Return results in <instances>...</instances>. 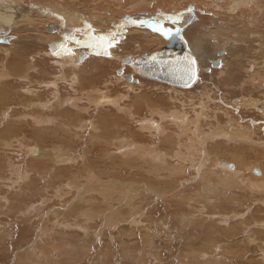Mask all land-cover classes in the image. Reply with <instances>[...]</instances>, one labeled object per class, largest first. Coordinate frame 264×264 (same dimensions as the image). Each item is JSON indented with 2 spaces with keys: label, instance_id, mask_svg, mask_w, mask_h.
I'll return each instance as SVG.
<instances>
[{
  "label": "bare ground",
  "instance_id": "1",
  "mask_svg": "<svg viewBox=\"0 0 264 264\" xmlns=\"http://www.w3.org/2000/svg\"><path fill=\"white\" fill-rule=\"evenodd\" d=\"M67 1L48 0L42 3L38 0H0V36L7 33L11 37L9 43L0 46V52L4 53V60L1 59L0 64V156L5 158L0 159V189L4 187L7 190L10 187L9 190L12 191H6L12 193L10 198L7 196L9 199L1 200L5 197L0 194V206L5 207L8 204L11 209L15 206V211L18 206L25 220L31 216L30 210L35 206L34 203L45 205L54 198L59 200V204L55 201L56 210L48 207L46 211L53 216L52 221L62 219L59 225H63V230L71 231L73 227H78L85 233L88 230L86 223H90L92 218L90 215L100 213L105 206L104 202L109 201L112 194L117 196L119 203L150 205L160 196L167 198V195L169 197L179 193L181 181L176 184L177 187H174V182L184 177L182 183L186 186L196 183L195 187L188 189L194 191V194L186 196L199 200L209 197L211 202L208 203H213L211 210L218 213L220 222H231V218L239 213L237 209L240 207V211L243 210L244 205L264 207V33L258 29L261 25L264 26V0H203L210 8L207 12H171L170 16L172 14V17H181L177 24L166 19L167 16H164L163 12L168 9L163 7L162 3L155 2L156 0H73L76 5L73 8H65ZM77 2H80L79 5ZM111 4H114L117 12L111 8ZM31 9L36 11L32 12ZM137 13L145 14L137 17ZM185 13L190 16V24L196 21V13L209 17L200 18L194 25L197 27L193 28L190 24H181ZM226 15H229L227 21ZM150 17L153 19L151 22L158 21L165 29H171L174 35L165 38L151 27L150 30L146 29L145 24L130 23L131 20L148 21ZM230 19L238 21L239 26L247 25L251 31L245 32L240 27L234 30L227 27ZM34 22H41V25L44 22H54L50 28L53 29L52 33L55 31V35L51 34L53 38L49 35L43 39L50 54L46 47L44 51H35L28 55L27 59L22 58L17 62L20 55L10 53L11 47L18 40L16 30L22 29L23 24L29 28L31 26L28 25ZM87 24L91 25V29L83 27ZM176 29H180L179 35H175ZM90 32L92 35L116 34L119 42L108 49L110 56L104 55L99 48L87 46L90 42ZM126 37L127 40H124ZM39 38L34 40L40 41ZM61 42L71 49V54L59 49ZM50 43L57 45L56 54L49 51ZM154 47H158V50L155 48L153 50L156 51L152 53L131 55L134 51L142 52ZM208 47H211L217 56L220 52H233L235 49L234 58L232 57L235 60L234 65L239 71L244 70L243 73L247 76L245 80L240 79V86L246 85V94L236 98L237 103L232 104V100L228 101L222 97L219 104L215 98L209 97L211 93L208 95V91L204 90L202 93L198 90L196 96L188 91V95L184 94L187 97L184 96L183 99L182 95L181 99L171 93L169 87L174 86L169 85L165 86L166 91H170V94L167 93V101L155 99L152 92H146L150 88L144 93L140 92L139 80H133L132 83H129V80V84L121 83L122 85L116 88L111 83L112 87H107L106 82L112 80L110 77H102V74L100 81H90L95 73L98 74L97 70L102 69L100 65L116 66L119 60L122 66H130L138 75L145 77L137 72L136 62L155 53H164L168 57L172 55L178 60L185 57L195 58L198 71L204 65L203 62L211 64L216 60H212V56L209 57ZM126 48L133 49L131 53L123 54ZM248 53H254V57L249 59L244 69L239 60ZM81 54L87 58L84 66L83 62L76 59ZM50 55H55V60L50 58ZM237 55L239 60L235 57ZM124 59L127 61L125 64ZM89 61L98 65L93 66L94 71L88 69ZM222 64L228 69L226 71L223 68L221 74L232 76V62L225 64L221 61V66ZM46 65L52 67L53 73L45 68ZM20 71L39 77L40 89H36L37 85L32 86L33 79L27 75H23L22 80ZM48 74L49 79L46 76ZM19 81H23L25 86L20 89L25 93L19 100L14 101L15 95L11 96L9 87ZM113 83L120 84V80L115 79ZM254 90L259 91L262 97L254 98ZM45 92L49 93L48 98L40 100V96ZM179 93L182 94L181 91ZM245 110L254 112V121L245 122L236 117L237 111ZM259 118L263 119V122L258 120ZM24 136L33 138L30 145L23 146L20 143L19 139ZM76 140L82 141L79 148H71L72 143L73 146L77 143ZM46 142H54L55 145H47ZM13 144L18 152L10 151L14 147ZM96 145H101L102 148H94ZM8 152L14 153L17 158H8ZM94 152L97 159L102 158L101 162L92 159ZM23 157L27 160H23ZM108 159L109 162L106 161ZM31 163L41 164L36 172H32ZM100 166L102 169H99ZM114 170L125 171L129 175L126 178L132 179L122 181L118 173L115 177L110 176ZM64 172L66 174H61ZM164 178L170 179V190L169 185L166 186L167 189L159 187V182ZM63 179L65 182H58ZM15 190L17 191L13 193ZM25 197L29 200L31 197L38 199L28 203L23 201ZM63 199H66L65 203L61 202ZM108 204L106 206H109ZM117 206V209L112 207L106 213L111 211V216L120 215V209L124 207ZM258 208L248 219V225H242L243 222L239 225L246 228L257 223L263 227L264 218L258 215ZM36 209L38 211L33 212L39 213L42 210L39 207ZM140 209L143 211L144 207ZM146 210L148 212L147 208ZM100 214L104 215V211ZM262 215L264 216V213ZM63 216L70 218L66 220ZM76 221L81 224L84 222L86 227L78 224L72 227L71 223ZM145 229L149 230L147 226ZM43 230H39L40 233ZM254 230L250 234H254ZM259 238L260 243L264 242V235ZM34 240L28 244L30 249H33V245L37 248L40 245L38 239ZM262 245L258 246V249L264 260ZM215 247L218 249L217 245Z\"/></svg>",
  "mask_w": 264,
  "mask_h": 264
},
{
  "label": "rangeland",
  "instance_id": "2",
  "mask_svg": "<svg viewBox=\"0 0 264 264\" xmlns=\"http://www.w3.org/2000/svg\"><path fill=\"white\" fill-rule=\"evenodd\" d=\"M38 1H41L42 3L48 2V0H38ZM51 1H54V0H51ZM64 1H67V0H64ZM182 1H185V0H182ZM182 1L180 0L179 1L178 0H160V1L156 0L155 2L162 3L161 5L165 7L166 9H168L167 11L163 12V15L164 16L166 15L167 17L170 16L171 12L177 14V13H183L185 11L191 10L192 13L194 14L195 11L197 12L199 10H202V11L207 12L210 9L208 6L204 4L205 2L203 0L202 1L201 0L200 1L199 0L198 1L189 0L191 2L185 1L183 2L185 4L181 3ZM68 2L71 3L72 5L69 4ZM79 3L77 2V5H79ZM47 4H49L50 6H54L50 3H47ZM66 4L67 6L64 5L65 8L66 7L73 8V6L76 5L75 1L73 0H68ZM111 6H112L111 8L113 10L115 9L114 11L117 12L116 8L114 7V4H111ZM262 8L264 9V7ZM144 9L148 10V8H144ZM150 13L152 15L153 12L150 10ZM141 14H145V13H137L136 15H138L137 17H139ZM196 15L198 17L195 16L196 21L190 24L191 27L197 24L200 18H206L204 16L209 17V15H201V14L199 15V13H196ZM228 18H229V15H226L225 20ZM144 19H147V18H144ZM151 20L153 19H151L150 17L148 21H143V23L141 24L142 25L145 24L147 27L146 29L150 30L149 25L155 22V21L151 22ZM230 20L231 22L230 24L226 25L227 27L233 30L240 27V29L245 32L246 31L248 32V30L251 31L250 28H247V25L243 24L242 26L241 25L239 26V24H237L238 21H236L235 19L234 20L230 19ZM164 21L166 22L165 19ZM53 24L54 22H51V23L44 22L41 25V22H34L31 25H28V26H31L29 28H26V25L23 24L21 25V27H23L22 29L20 28V30H16V37H18V40L11 47L10 53L13 52L15 55H18V56L20 55L18 57L17 62L21 60L22 58L27 59L26 57H28V55L34 53L35 51H38V50L44 51L46 49L47 46L43 43V39L47 38V36L49 35L50 37H52L51 34L55 35L54 34L55 31L54 33H52L53 29L50 28L52 27ZM210 25L214 26L216 24H210ZM85 26L88 27V24L84 25L83 27ZM195 27L197 26H194L193 28ZM263 27L264 26L261 25V28H258V29L260 31L262 30L264 31ZM185 31H187V29H185ZM263 31L262 33H264ZM20 37L22 38L20 39ZM36 37L38 38L40 37L39 38L40 41H37L36 39L34 40V38ZM28 38L31 41H28L29 40ZM127 38L128 37H126L124 40H127ZM22 40H25L24 41L25 43ZM3 45L4 44H0V46H3ZM254 47L256 48V46ZM155 48L156 50H158L157 49L158 47H154L152 49L143 50L142 52L134 51L132 52L133 54L131 53L133 48H129V50L126 48L123 54H126L128 52L131 53L132 56H138L145 52L149 54V53H152L153 51H156V50H153ZM209 49L210 51L208 52V54L210 55L209 57L212 56V60L214 59L220 60L222 61V63H225V64H228L229 61L232 62L233 67H234L233 69V67L231 66L232 76L230 75L231 77L230 76L228 77L225 75V73H223L224 75L221 74L220 71H222L223 68H225L223 67V64L222 66L220 65L219 68H212L211 64L216 60H214L211 64L209 63L205 64V62H203L204 65L202 66V68L200 67V69L196 71V80L193 82V84L190 87L183 88V89H177L175 87L168 86L169 88H171L169 90L171 91V93H173V95H177V97L181 99H182V95H183V99H184V96L187 97L186 95H188L189 92L193 94L194 96H196L198 90L200 92L204 90V92L208 91V95L209 93H211L209 97L215 98L217 100V103L219 104H221L220 98L222 97L228 101L232 100L233 102L232 104L237 103L236 98L242 97V95L246 94V88H245L246 85H241L242 86L241 87L240 79L245 80L247 79V76H245V72L243 73L244 71L243 69H242L243 71H239L238 67L234 65L235 63L233 61L235 60H233L232 57L235 54L234 52L235 49L233 52L231 51H225L224 53L220 52L218 56L215 55L214 51L211 50V47ZM47 52H48V47H47ZM242 53L244 52L242 51ZM254 53L253 54L251 53L252 55L248 53L250 55L247 54L241 60H239L240 57L238 59V55L235 57L237 60L241 61L242 63L241 67H245L244 69H246L248 62L250 61L249 59H252L254 57L253 56ZM3 54L4 53L0 52V64L2 63L1 61L4 60ZM81 57H83L81 61L83 62V64L82 63L80 64L84 66L85 65L84 62L87 60V58L84 54H81L76 58L77 61ZM50 58L55 60V55L54 56L50 55ZM87 64L89 65V67L87 66ZM87 64L86 66L88 67L89 70H93L94 69L93 66L95 67L98 66L96 63H92V61H89ZM10 65H12V62H10ZM100 66L102 67V69L99 68V70H97L98 74L95 73V76H93L95 79L97 78V80H95L94 78H92L91 80L89 78V73H87L88 78L90 79L91 82L95 83V82H98V80L100 81L101 74L103 75L102 77L104 76L106 78L110 77L111 79L110 78L108 79L112 80L110 82L109 80L108 82H106L107 85L105 84V86L107 87L108 85L112 87V84H113V86L116 88L122 84L127 83L129 80H131V82L129 83H132L134 81L138 82L139 80L140 85H138V89H141L140 92L144 93L145 90L150 88V90L148 89V91H146L147 93L152 92L151 94L155 96V99L157 98V99H163L167 101L166 98L168 94H170L169 93L170 91L169 92L166 91L165 86L167 85L165 83L157 82V81H154V80L138 75L136 72H134V68L131 69L130 66H125V67L122 66L120 60H119V63L116 64V66L114 65H112V67L111 65H105V66L100 65ZM45 68L49 70L50 72H52V67L50 65H46ZM227 69L228 68H225L226 71ZM20 73L22 76V80H23V75H27L30 79H33L32 86L37 85L36 89H40V83H38L39 81L38 79H40L39 77H37L35 74H32V73H25L24 71L23 72L20 71ZM46 76L49 79V74ZM112 76L114 78L116 77L115 79L120 80V84L113 83V80L115 79H112L113 78ZM223 79H226V80H223ZM12 85L14 86V89H12ZM12 85L10 84L11 88L9 87V91L11 89V92H12L11 96L15 95L13 96L14 101L19 100L20 97H23L25 93L24 91H21L20 88H22L25 85L23 84V81L22 82L19 81L16 84L12 83ZM142 87L143 88L145 87V88L142 89ZM18 88L20 90H18ZM180 91L181 93L182 91L184 92L180 94L179 93ZM254 91H255L253 92V95L255 96L254 98L258 99L262 97L259 91H256V90ZM48 95L49 93L45 92L43 96H40V100L47 99ZM253 113L254 112H247L245 110V112L237 111L235 115L238 119L240 120L243 119L245 120V122H248L249 120H253V118L255 117ZM258 120H261L263 122V119L259 118ZM32 139L33 138L30 136H27V137L24 136V138L19 139V141L24 146L25 144L30 145L32 142ZM76 142L77 143L74 144V146L72 143L71 148H79L80 142L82 141L76 140ZM45 144H47V142ZM47 145H55V143L48 142ZM13 146L14 147L10 151L18 152L17 147L14 144ZM94 148L101 149L102 146L96 145ZM95 153L96 152L92 153V159L95 162L98 160L101 162L102 158L97 159ZM1 156H0V159L5 160V158H3V156L1 158ZM8 156H9L8 158H12V159L17 158L14 153L8 152ZM5 157L7 156L5 155ZM22 159L25 161L27 160V158L25 159L24 157ZM103 160H105V158ZM78 161H80V159ZM78 161L76 162L78 163ZM106 161L109 162V159ZM17 162H20V161L17 160ZM31 164L33 166L32 172H36L41 165L40 163H31ZM100 168L102 169V166H100L99 169ZM114 173L115 175H113ZM61 174H66V173L64 172ZM116 175H118L119 179L120 180L122 179V181L125 179H128V180L132 179V178H126L127 176L129 177V175L127 174V172L125 173V171L120 172L117 170L116 172V170H114L110 174V176H114V177ZM168 180L170 179L164 178L163 180H161L159 182L161 184L159 187L166 188V186L169 185V190H170L172 184H170ZM183 180H184V177L183 179L174 182V187L175 186L177 187L178 183H180L181 181V186H179L181 187L179 190V193H176L175 196L168 197L167 195V198L164 196L163 197L160 196L159 198H156L154 202L152 201L153 203L151 202L150 205H148L147 203V205L145 204V205L140 206L139 203L137 204L135 203L134 204L135 206H134L131 203H125V204L119 203V201H117L116 199L117 196H114L112 194L111 195L112 198H110L112 201H110V199L109 201L106 200L104 202L105 206L103 210L101 209L102 211H104V215L100 214L102 213V211L95 215L91 214L90 216L92 218L89 221L90 223H86L88 227H86V225H83L85 224L84 222L83 224L78 223L77 221L74 223H71L72 227L75 224L86 227V230L87 229L88 230L85 233H82V231H80L78 227H73L76 229L74 230L72 228L73 230L71 229V231L69 229L63 230L64 228L63 225H59L61 224L62 219L60 220L55 219L52 221L53 216L51 215V213H47L46 211L48 210V207L54 208L56 210L57 208L56 203L59 200H56L54 198L53 200L47 201L45 205H40V202L34 203L35 206L33 207V209L30 210L31 216H29V218H25V220L22 217L21 212H20L21 210L20 208H18V206L16 207L17 211L13 210V207L15 206H12V209L8 206V204H6L5 207L0 206L1 207L0 208V264H264V260L262 259L259 253L260 250L258 249V246H261L262 244L264 245V242L260 243L261 241L259 238L264 235L263 234L264 226L260 227L259 225H257V223H254L251 226L244 228L241 225H239L240 222H243L242 225H248L249 224L248 219L253 215V212H255L256 208L258 207L260 208L259 210L260 213L258 215L264 218V216L262 215L264 213V207L262 205L261 206L255 205V207H253L252 205H249V206L244 205V208H242L243 210L240 211L241 209L240 207H239L240 209L239 208L237 209L239 213L236 217L231 218L230 220L231 222L226 223L225 221L223 222L222 220H221L222 222H220L218 213H215L214 211L211 210V208H213V203H208V201H210V198L207 197L206 199H200V200L198 198L190 199V197L186 195L188 194L193 195L194 191H190L188 189L191 188L192 186L195 187L196 183H192L186 186L185 183H182ZM59 181L65 182L64 179L58 180V182ZM9 189L10 187L7 188V190L4 187L0 189V194L4 195L5 197V198H1V200L10 198V196L12 195V193L10 192L12 191ZM6 191H10V192H6ZM16 191L17 190L13 191V193ZM190 192H193V193H190ZM36 194L37 193H35L34 195L36 196ZM36 198L37 197H31V200H32L31 201L25 197V200L23 199V201L24 202L27 201L28 203L30 202L33 203L36 201ZM99 199L101 200V198ZM65 201L66 199H63L61 202L65 203ZM107 204L109 206H106ZM117 205H119L120 208H122V206L124 207L123 209H120V211H122V213H124L125 215L120 212L121 214L120 215L117 214L116 216L114 215L115 216L114 218V216H111L112 214H110L111 211H108L109 214L106 213L107 210L112 209V207L117 209L118 208ZM36 207H39L42 210L40 209L41 211H39V213L33 212L36 210L38 211ZM143 207L144 209L142 211V209L140 208H143ZM146 208L148 209V212ZM95 209L97 210L98 207H96ZM63 217L66 220L67 219L69 220L70 218L68 216H63ZM124 217L125 219H123ZM100 218L103 220H101ZM107 218H108V221H107ZM146 218H149V219L147 220ZM145 220H147L146 223L148 224L145 223ZM146 226L149 228L148 231L145 229ZM36 227L37 229L40 228L39 230L41 229H44V230L40 233V231L37 230ZM253 230L255 231V233L250 234ZM35 231L36 233H34ZM37 234L38 235L40 234V235L38 236ZM246 238L248 239L250 238V239L247 240ZM32 239L33 240L38 239L40 241V245H38V248L35 245H33L32 247L33 249L29 248L28 244L30 241H32ZM216 245L218 249H216L215 247ZM263 248L264 246L262 247V249Z\"/></svg>",
  "mask_w": 264,
  "mask_h": 264
},
{
  "label": "water",
  "instance_id": "3",
  "mask_svg": "<svg viewBox=\"0 0 264 264\" xmlns=\"http://www.w3.org/2000/svg\"><path fill=\"white\" fill-rule=\"evenodd\" d=\"M31 10L32 12L36 11L34 9ZM186 14L187 13L183 14L182 16V22H181L182 25H186V24L189 25L191 22L189 19L190 16ZM10 38L11 37H9L7 33H2V36H0V44L5 45L9 43ZM56 50H57V45L55 43H50L49 51L51 53H55ZM81 61H82V57L79 59L78 62ZM123 61L124 64L127 62L126 59H124ZM185 64H186L185 59L178 60L177 58L174 59L172 55L168 57L164 55V53H155L151 56H144L140 58L136 62V69L138 73L149 79L157 80L169 86H174L178 88H188L193 84L194 81L189 80L186 86L187 77L184 74ZM220 65H221V61L216 60L211 64V67L219 68Z\"/></svg>",
  "mask_w": 264,
  "mask_h": 264
},
{
  "label": "snow or ice",
  "instance_id": "4",
  "mask_svg": "<svg viewBox=\"0 0 264 264\" xmlns=\"http://www.w3.org/2000/svg\"><path fill=\"white\" fill-rule=\"evenodd\" d=\"M180 16H169L166 17V19L170 20L172 23H178L180 20ZM130 23L137 24V23H143V21H136L131 20ZM153 31L158 32L161 36L165 38H170L174 35L173 31L171 29H165L162 27L159 22H153L149 25ZM88 28L91 29V25H88ZM180 29H176L175 35H179ZM90 36V42L87 44L88 47H96L103 51V54L106 56H110L111 53L108 51V49L115 46L116 43H118V39L116 37L115 33H111L108 35H92L91 32L89 33ZM79 43V41H77ZM59 49L63 50L66 54H71V49H68L64 43H61L59 46ZM56 54V53H54ZM99 54V53H97ZM185 68H184V74L187 77L186 80V86L187 82L195 81L196 79V60L192 57H185Z\"/></svg>",
  "mask_w": 264,
  "mask_h": 264
}]
</instances>
